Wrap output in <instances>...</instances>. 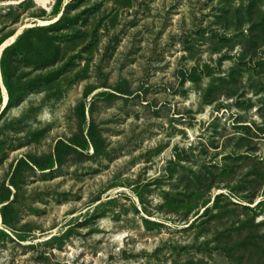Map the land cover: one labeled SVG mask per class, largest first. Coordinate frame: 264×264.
I'll use <instances>...</instances> for the list:
<instances>
[{"label": "rangeland", "instance_id": "rangeland-1", "mask_svg": "<svg viewBox=\"0 0 264 264\" xmlns=\"http://www.w3.org/2000/svg\"><path fill=\"white\" fill-rule=\"evenodd\" d=\"M0 264H264V0H0Z\"/></svg>", "mask_w": 264, "mask_h": 264}, {"label": "trees", "instance_id": "trees-1", "mask_svg": "<svg viewBox=\"0 0 264 264\" xmlns=\"http://www.w3.org/2000/svg\"><path fill=\"white\" fill-rule=\"evenodd\" d=\"M62 21V18L57 22L56 25H58L60 22ZM14 45H12L10 48H7L4 50L3 52V58L6 57V55L14 50L16 47H14ZM5 75V74H4ZM7 85V83H6ZM12 107V97L11 95L9 96V101L8 104L5 108H9ZM62 148H65L66 151L62 152ZM55 160L58 166H62L68 162H71V158H69L70 156H74V155H78L81 156V154H79V152L72 146V145H65L63 143L58 142L56 145V149H55ZM74 158V157H73Z\"/></svg>", "mask_w": 264, "mask_h": 264}, {"label": "bare ground", "instance_id": "bare-ground-1", "mask_svg": "<svg viewBox=\"0 0 264 264\" xmlns=\"http://www.w3.org/2000/svg\"><path fill=\"white\" fill-rule=\"evenodd\" d=\"M38 1H40V2H44L45 0H38ZM19 35V34H18ZM14 40V38L12 39V41ZM8 42V41H7ZM7 42H6V44L1 48V51L4 49V48H6L7 47Z\"/></svg>", "mask_w": 264, "mask_h": 264}, {"label": "water", "instance_id": "water-1", "mask_svg": "<svg viewBox=\"0 0 264 264\" xmlns=\"http://www.w3.org/2000/svg\"><path fill=\"white\" fill-rule=\"evenodd\" d=\"M5 50V49H4ZM4 50H3V52H4Z\"/></svg>", "mask_w": 264, "mask_h": 264}]
</instances>
